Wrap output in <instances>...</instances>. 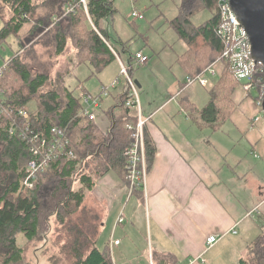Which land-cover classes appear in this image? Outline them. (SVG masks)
I'll return each mask as SVG.
<instances>
[{
    "label": "trees",
    "instance_id": "obj_1",
    "mask_svg": "<svg viewBox=\"0 0 264 264\" xmlns=\"http://www.w3.org/2000/svg\"><path fill=\"white\" fill-rule=\"evenodd\" d=\"M1 1L8 4L11 16L2 18L0 44L9 36L19 37L26 24H29L31 34L35 36L47 28V24L58 22L54 30L49 27L48 33L52 32L55 52L61 53L68 36L67 26H63L61 21L75 23L79 21L77 15H82V18L91 23L88 21L87 55L84 59L95 72L101 71L117 59V55L129 54V41L116 39L111 42L107 38L104 24L114 14V0H85L84 3L81 0H45L38 7L32 0ZM42 5L44 10L38 12L37 8ZM203 9L209 11L208 19L194 24L191 17ZM219 21L217 0H182L178 15L169 20L170 27L187 45L179 59L190 73L188 75H195L220 56L223 41L217 32ZM75 45L77 48L82 47L78 43ZM80 53L79 51L81 57ZM135 54L129 56L130 61L128 65L125 64L130 76L132 61L136 62ZM4 64L0 73V90L5 92L9 117L35 98L38 108L29 114L30 129L48 140L59 137L54 134V128L62 129L67 132L68 139L63 151L61 149L62 152L37 174L34 187L26 189L20 182L24 177V170H19V164L22 160L27 162L31 158L29 143L18 134L9 132L10 118L0 112V143L3 145L0 153V185L3 188L0 194V264H19L23 262V248L16 243L17 234L22 233L30 241L38 240L43 223L41 216L44 213H54L61 220V207L67 209L80 206L86 191H90L97 178L110 170H114L126 181L124 151L132 142V130L126 125L134 126L136 113L125 104L129 88L123 77L119 81L124 82V90L113 96L112 88L101 99L113 96L111 103L107 106L100 103L94 109L97 117L99 113H103L108 118V129L101 130L98 128L97 118L89 119L86 115L79 114L82 100L67 85L61 90L64 92L63 96H60V91L53 89L41 91L47 83L46 73L38 72L33 75L26 64L14 55ZM8 74L19 83L18 87L6 86L10 79ZM238 85L240 83L235 79L233 71L225 64L218 82L209 89V100L203 107H195L186 100L181 102L197 126L217 129L233 111L232 93ZM75 130L79 132L77 140H74ZM145 147L149 164L154 148L146 136ZM11 173L14 174L13 178ZM76 182L80 186L74 188ZM68 231L71 240L65 250L64 247L60 249V255L69 264H112L107 251L96 246L97 233L85 231L76 224L70 226ZM240 261L264 264V222L261 232L247 244V251Z\"/></svg>",
    "mask_w": 264,
    "mask_h": 264
},
{
    "label": "crops",
    "instance_id": "obj_2",
    "mask_svg": "<svg viewBox=\"0 0 264 264\" xmlns=\"http://www.w3.org/2000/svg\"><path fill=\"white\" fill-rule=\"evenodd\" d=\"M132 10L136 9L133 7ZM148 49L143 45L133 53L123 54L126 58L117 55L113 61L118 71L120 61L124 63L122 60H125L124 64H128L129 56L137 52L147 56L145 63H148L152 53ZM177 56L171 69L179 66L182 75L178 72L173 75L171 69L162 65L167 71L162 85L166 96L154 104L141 102L138 97L142 114L151 116L145 124V136L154 148L152 160L147 165L145 189L138 188L129 194L127 181L122 179L124 185L120 184L113 174L101 179L120 190L124 198V204L117 202L120 212L123 213L129 201L131 206L129 224L123 215V222H115L102 248L96 238V246L107 251L112 264H237L243 257V252L238 249L246 252L254 234L258 235L262 230L264 117L257 105L258 89L245 92L241 84L238 85L232 93L231 115L217 129L199 127L181 100L200 108L208 102L209 92L200 96L189 88L198 82L184 84L190 73ZM151 67L154 68L155 63L151 62ZM118 71L111 79L100 82L97 91L87 90L84 84L77 85L80 101L87 94L99 93L102 86L113 81ZM221 72L222 69L209 78L213 85L218 82ZM131 77L134 82L137 80L136 87L142 88L143 77ZM124 88L121 81L111 94L117 95ZM108 98L101 100V105ZM198 100L203 103L197 105ZM3 103L8 105L6 96ZM27 111L32 113L29 108ZM255 117L259 119L255 120ZM106 120L105 124L103 120L101 124L98 122L99 129H108L107 117ZM103 221L105 216L102 214L99 228H103ZM124 221L127 224H123ZM118 225L121 226L117 235ZM210 235L218 238L212 245L207 244ZM114 239H119V243L114 244ZM118 257L122 261L118 262ZM62 259L61 256L53 264H59Z\"/></svg>",
    "mask_w": 264,
    "mask_h": 264
},
{
    "label": "rangeland",
    "instance_id": "obj_3",
    "mask_svg": "<svg viewBox=\"0 0 264 264\" xmlns=\"http://www.w3.org/2000/svg\"><path fill=\"white\" fill-rule=\"evenodd\" d=\"M32 1L35 6L37 5L38 7V4L44 3L45 0ZM181 1L182 0L113 1V7L115 8L114 14L112 17H109L104 24L108 33L107 38L111 40V42L116 39L129 41V53H133L138 47L143 45H147L149 48L148 51L152 52L148 63L137 64L133 61L131 65L133 78H135V76L136 78L142 76L144 79L142 88H137L138 97L141 102L149 101V103L154 104L158 103L164 96H166V92L162 85L167 78V71L162 65H165L167 69H171V66L175 64V57L179 54L177 56V58H179V56H181L186 50V44L179 39L176 32L169 25V20L178 15ZM133 7L141 12L144 17H132L130 12ZM43 8L42 5L41 8H37V11L42 12V10H44ZM209 15V11L203 9L192 16L191 21L194 24H199L208 19L207 17H209ZM9 16H11L10 7L8 4L0 0V28L2 27L3 19L8 18ZM81 16L82 15H77L79 21L75 23L66 20L61 21L63 26H67L68 36L64 50L58 54L55 52L56 49L52 32L48 33L49 27H53L54 30L58 22L56 24H47V28L41 30L42 32L35 36L31 34L28 27L29 24H26L25 28L20 32L19 37L9 36L5 41L1 42L0 65L4 64L10 56L14 55L20 60V62L26 64L27 68H29L33 75L38 72L46 73L48 78L47 83L41 88V91L53 89L60 91V96H63L64 92L61 90L67 85L73 90L74 94L77 95L79 93L77 85L79 84H84L85 88L89 91H92L93 89L97 91L100 82L109 80L116 74L118 66L116 62L113 61L101 71L95 72L93 67L85 61L84 58L87 55L86 35L88 33L87 28L90 25L88 24L89 20L87 21ZM31 21L32 20H30V22ZM76 43L82 47L77 48L75 45ZM79 51L81 52V57L79 56ZM123 57L126 58V55H123ZM122 61L124 63L127 62L125 60ZM151 62L155 63L154 68L151 67ZM177 67L179 66H176L173 68L174 70L171 69L169 71L173 75L174 72H178L182 75V71ZM120 69L121 66L119 64L118 74ZM9 77V83L7 82L6 86L8 88L18 87L19 83L16 80H13V76L8 74V78ZM212 85L211 81L206 87L194 83L189 85V88L191 90L194 89L200 96H206ZM61 98L63 99V97ZM111 99L112 98L109 96V98L103 102V105L106 106L107 102ZM197 103V105H201L203 102L198 100ZM37 105V100L34 98L31 99L25 107L29 108L31 111L37 109ZM99 112L100 111H98V113ZM99 114L100 115H98L97 119L98 122L101 124V120H103L105 124L107 122L106 117L102 113ZM73 135L75 136L74 140H77V135H79L78 130H75ZM2 146L3 145L0 143V153ZM24 163L25 161L22 160L19 164V170L24 166ZM90 164L93 165V162ZM112 174L114 180H117L120 184L124 185L123 181H121V177L113 170L108 171L103 176L104 178L107 175L108 177H112ZM13 176L14 174L11 173V178H13ZM101 179L102 176L98 177L94 187L90 191H86L85 198L80 206H73L72 208L70 207L67 209L61 207V220L54 213H44L41 216L43 223L38 240L29 241L22 233L17 234L16 243L19 247L23 248V262L19 264L56 263L62 256L60 255V249L64 247L63 250H65V247L70 243L71 238L69 236L70 233L68 228L73 224L80 226L83 230L89 231L90 233H97L99 231L97 234V244L101 248L104 246V242L109 238L118 215L122 213L119 210L120 208L117 202L119 200V203L124 204V198L116 186L111 187L112 184L109 182H103ZM73 186L74 188H77L80 185L76 182ZM1 190H3V188L0 185V194L2 193ZM114 196H117L116 200L114 199ZM97 199L101 203H99ZM130 209L131 206L129 201L127 207H124L122 213L125 219L128 218V224L130 223ZM102 214L105 216V221H103V228H99V221ZM127 223L124 221L123 224ZM258 223L260 224V221H258ZM119 226L121 225L116 227L117 235L119 234ZM255 235H257V233L254 234V236ZM238 251H240V253L243 252L244 256L245 252L242 248L238 249ZM238 251L235 250L234 252L238 253ZM62 257L63 259L59 264H69L67 259L65 260V257ZM117 261L120 262L122 260L118 257ZM237 264L243 263L238 260Z\"/></svg>",
    "mask_w": 264,
    "mask_h": 264
},
{
    "label": "built area",
    "instance_id": "obj_4",
    "mask_svg": "<svg viewBox=\"0 0 264 264\" xmlns=\"http://www.w3.org/2000/svg\"><path fill=\"white\" fill-rule=\"evenodd\" d=\"M83 3L85 0H81ZM217 6L220 15L218 25V33L222 37L223 49L218 58L213 60L202 71L193 76H187L184 84L189 85L193 82H198L205 87L210 83L209 78L216 76L223 69L225 64H228L235 79L241 84L245 92H250L251 89H258L257 105L262 113L261 103L264 93L263 69L260 62L255 61L251 53V43L245 28L240 24L238 17L230 5L229 0H217ZM131 16L134 18H142L143 15L136 10L131 11ZM137 64H144L147 61V56L141 52L135 54ZM5 64L0 65V73ZM120 72L118 76L108 85L102 86L99 93L95 95H85L82 97V107L79 114L86 115L89 119L97 117L94 109L100 106L101 99L107 96L109 90L114 88L120 81V77L126 81L128 86V99L125 104L128 108H132L136 113V121L134 126L127 124L126 127L132 130V142L124 151L125 154V177L127 181L128 193L134 192L138 188L145 189L147 176V156L145 147V124L151 116H144L141 112L137 87L129 75L128 67L120 61ZM5 92L0 90V112L8 115L7 107L4 105L3 97ZM263 114V113H262ZM18 117L20 120H12L10 117L9 132L16 133L18 136L26 139L29 143V151L32 153L28 159L24 170V177L21 184L26 189H32L37 179V174L43 171L48 163L56 158L64 149L68 142L67 132L62 129L54 128L53 132L56 137L48 140L43 136L35 133L29 126V112L27 110L21 112ZM24 120V121H21ZM258 120L259 117H255ZM62 149V151H61ZM72 153V152H69ZM123 214L120 213L116 222H123ZM218 238L210 235L207 238V244L212 245L217 242ZM114 244L119 243V239L113 240Z\"/></svg>",
    "mask_w": 264,
    "mask_h": 264
},
{
    "label": "water",
    "instance_id": "obj_5",
    "mask_svg": "<svg viewBox=\"0 0 264 264\" xmlns=\"http://www.w3.org/2000/svg\"><path fill=\"white\" fill-rule=\"evenodd\" d=\"M251 43V53L263 69L264 83V0H229ZM136 83L137 80H135ZM264 117V93L261 103Z\"/></svg>",
    "mask_w": 264,
    "mask_h": 264
},
{
    "label": "bare ground",
    "instance_id": "obj_6",
    "mask_svg": "<svg viewBox=\"0 0 264 264\" xmlns=\"http://www.w3.org/2000/svg\"><path fill=\"white\" fill-rule=\"evenodd\" d=\"M25 110H27V108L23 107V108L18 109L17 112H14L15 113L14 116L11 115L12 120H15V119L20 120L18 119V115Z\"/></svg>",
    "mask_w": 264,
    "mask_h": 264
}]
</instances>
